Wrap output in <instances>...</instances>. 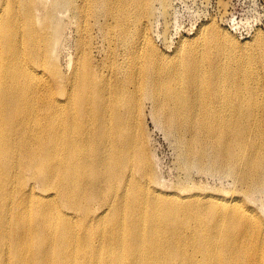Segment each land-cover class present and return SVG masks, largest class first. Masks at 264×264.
Segmentation results:
<instances>
[{
    "label": "bare ground",
    "instance_id": "1",
    "mask_svg": "<svg viewBox=\"0 0 264 264\" xmlns=\"http://www.w3.org/2000/svg\"><path fill=\"white\" fill-rule=\"evenodd\" d=\"M155 1L0 0V264H264V76L216 59L214 23L163 64ZM147 108L179 139L183 193L158 184ZM219 171L238 192L195 186Z\"/></svg>",
    "mask_w": 264,
    "mask_h": 264
},
{
    "label": "rangeland",
    "instance_id": "2",
    "mask_svg": "<svg viewBox=\"0 0 264 264\" xmlns=\"http://www.w3.org/2000/svg\"><path fill=\"white\" fill-rule=\"evenodd\" d=\"M153 11L149 32L157 55L168 58L163 64L171 62L182 44L186 47L202 26L214 23L219 31L229 36L225 43H219V49L213 48L216 59L239 69L243 75L254 72L264 76L258 46V34L264 41V0H169L167 7L155 1ZM58 15L66 27L57 45V64L61 74L67 76L75 60L77 34L70 12L64 10ZM101 40L98 36L96 42L100 43ZM213 65L207 63L204 68L209 70ZM137 127L147 136L159 186L183 193L187 186L194 185L189 182L192 179L183 169L178 137L171 136L167 126L151 115L149 108ZM193 180L196 187L209 189L216 194L239 191L233 177L223 171L195 173ZM250 204L264 218V192L255 196Z\"/></svg>",
    "mask_w": 264,
    "mask_h": 264
}]
</instances>
